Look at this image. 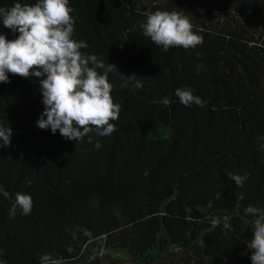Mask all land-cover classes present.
<instances>
[{
    "label": "trees",
    "instance_id": "1",
    "mask_svg": "<svg viewBox=\"0 0 264 264\" xmlns=\"http://www.w3.org/2000/svg\"><path fill=\"white\" fill-rule=\"evenodd\" d=\"M17 2L37 0L0 8ZM69 7L73 39L88 44L81 51L116 65L108 73L121 106L116 131L66 140L37 127L38 78L9 73L0 83V126L13 132L9 146L0 141V264H40L45 254L59 264H252L254 218L244 210L264 209V0ZM157 10L182 12L203 44L157 46L143 34ZM0 35L20 34L0 17ZM178 88L204 106L181 104ZM227 173L247 174L243 187ZM17 193L33 208L10 218Z\"/></svg>",
    "mask_w": 264,
    "mask_h": 264
},
{
    "label": "clouds",
    "instance_id": "2",
    "mask_svg": "<svg viewBox=\"0 0 264 264\" xmlns=\"http://www.w3.org/2000/svg\"><path fill=\"white\" fill-rule=\"evenodd\" d=\"M71 12L69 0H37L31 5L17 2L11 7L0 8L3 27L20 34L11 41L0 35V83L10 82L9 73L38 78L44 110L37 120V127L50 128L53 134L59 130L66 140L77 142L93 131L99 136L114 133L116 127L110 121L119 118L121 106L114 102L113 86L108 80L109 72H118L116 65L108 63L106 68L95 54L86 55L81 51L88 44L73 39L75 20ZM146 17L144 36L150 37L164 51L203 44V37L193 32L192 23L182 12L157 10ZM98 69H103V73ZM134 77H126L121 87H127ZM133 86L136 89L143 87L139 81ZM175 95L184 106H204V101L194 96L191 89L178 88ZM12 135L10 127L0 126L3 147L11 144ZM88 142H92L91 138ZM95 147L99 149L101 144L97 142ZM227 177L238 187H243L247 174L227 173ZM18 208L23 215H29L33 208L32 197L17 193L9 210L10 218L15 217ZM244 211L254 218V235L246 241L247 248L252 250L250 259L252 264H264V209L249 205ZM224 227L228 229L229 225L226 223ZM40 264L59 262L45 254Z\"/></svg>",
    "mask_w": 264,
    "mask_h": 264
}]
</instances>
